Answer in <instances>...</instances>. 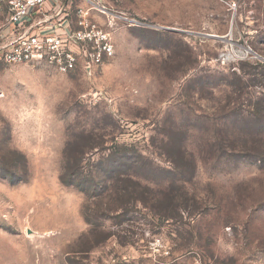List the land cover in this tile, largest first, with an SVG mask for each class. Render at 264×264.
<instances>
[{
	"label": "rangeland",
	"instance_id": "1",
	"mask_svg": "<svg viewBox=\"0 0 264 264\" xmlns=\"http://www.w3.org/2000/svg\"><path fill=\"white\" fill-rule=\"evenodd\" d=\"M60 1L53 21L90 9L114 53L0 60V264H264V0ZM124 144L149 203L61 182L117 185Z\"/></svg>",
	"mask_w": 264,
	"mask_h": 264
},
{
	"label": "built area",
	"instance_id": "2",
	"mask_svg": "<svg viewBox=\"0 0 264 264\" xmlns=\"http://www.w3.org/2000/svg\"><path fill=\"white\" fill-rule=\"evenodd\" d=\"M60 0H8V15L0 24V60L7 63H44L69 72L79 64H102L114 53L104 26L90 9L78 11L77 29L57 24ZM83 61V62H81Z\"/></svg>",
	"mask_w": 264,
	"mask_h": 264
},
{
	"label": "trees",
	"instance_id": "3",
	"mask_svg": "<svg viewBox=\"0 0 264 264\" xmlns=\"http://www.w3.org/2000/svg\"><path fill=\"white\" fill-rule=\"evenodd\" d=\"M119 151H121L120 156L122 158H125L124 161L121 162L120 167H122V170L118 171L117 174V185L115 186H108L107 183L109 181V172H105L103 175H94L92 173H85V171L78 169V171H71L70 168L68 167V164L63 167V172L60 174V180L63 184L73 186L74 188L79 189L81 192L85 193L87 196H91L90 193L92 194L93 191L91 189H94L97 186V176L102 177V181H104L105 178H107L106 182L104 181V188L105 190H108L110 187L107 194V198H109V201L115 202L116 205L122 209V212L129 209L130 203L133 202H142L143 203H149L146 202L148 201V198L144 196L143 190L141 188H147V187H142L141 179L138 176V172H136V166L135 162H137V159L134 157V151L133 149L128 146L127 144H124L123 146H120ZM65 159L68 157V152H65ZM83 169V168H82ZM119 169V168H118ZM111 181V180H110ZM119 182V184H118ZM112 187H114L112 189ZM113 192L114 196L112 195ZM103 192L98 193L97 195L100 196L102 195ZM148 205V204H147ZM152 205V204H150ZM121 212V213H122ZM155 212V211H154ZM83 213L85 215L86 220L93 224V222L90 220L88 214L86 211L83 210ZM160 216H169L160 214ZM172 216V215H171Z\"/></svg>",
	"mask_w": 264,
	"mask_h": 264
},
{
	"label": "water",
	"instance_id": "4",
	"mask_svg": "<svg viewBox=\"0 0 264 264\" xmlns=\"http://www.w3.org/2000/svg\"><path fill=\"white\" fill-rule=\"evenodd\" d=\"M167 29H171V28H167ZM196 34H201L203 36H208V37H219V36H216V35H213V34H206V33H196Z\"/></svg>",
	"mask_w": 264,
	"mask_h": 264
}]
</instances>
